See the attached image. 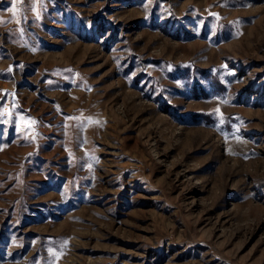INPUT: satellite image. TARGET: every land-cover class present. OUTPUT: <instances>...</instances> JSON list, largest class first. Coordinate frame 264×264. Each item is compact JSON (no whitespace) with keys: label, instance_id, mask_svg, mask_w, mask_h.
Returning a JSON list of instances; mask_svg holds the SVG:
<instances>
[{"label":"rangeland","instance_id":"rangeland-1","mask_svg":"<svg viewBox=\"0 0 264 264\" xmlns=\"http://www.w3.org/2000/svg\"><path fill=\"white\" fill-rule=\"evenodd\" d=\"M0 264H264V0H0Z\"/></svg>","mask_w":264,"mask_h":264}]
</instances>
